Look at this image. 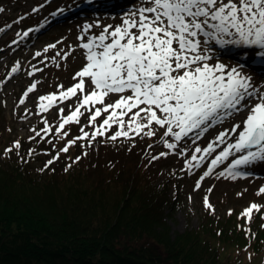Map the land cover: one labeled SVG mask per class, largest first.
Returning <instances> with one entry per match:
<instances>
[{"label":"snow or ice","instance_id":"obj_1","mask_svg":"<svg viewBox=\"0 0 264 264\" xmlns=\"http://www.w3.org/2000/svg\"><path fill=\"white\" fill-rule=\"evenodd\" d=\"M85 3L93 6L98 18L84 24L77 37L85 61L73 76L77 82L66 89L58 85V92L40 95L38 107L44 113L59 102L75 98L70 114L65 116L64 108H59L58 128L81 125L85 113L87 123L80 127L81 135L68 139L45 168L79 141L88 142L81 147H89L92 142L132 140L138 136L158 137L169 150L153 156V160L171 152L188 157V171L205 168L196 181L197 188L214 173L217 178L235 180L252 174L245 169L264 165V84H257L244 71L246 65H256L264 74V0H134L126 10L120 0H103L99 6L96 0ZM98 7L106 10L105 16L99 17ZM4 11L0 7V13ZM65 11L61 8L52 15ZM117 18L119 23H102ZM23 36H28V32ZM55 47L51 44L44 51ZM218 49L232 53L237 63L230 66L221 62ZM19 69L17 62L11 72L15 74ZM37 83L23 93L21 105L36 90ZM237 116L241 117L239 121ZM44 123L47 125L48 121ZM226 123L229 126L224 127ZM85 126L93 131H85ZM217 126L222 130L201 147L198 142H204L206 134ZM32 131L35 136L30 140L41 136L35 128ZM51 131L50 126L42 129V138L49 144L52 141L47 134ZM68 136L63 131L60 138ZM21 147L17 140L5 149V155ZM35 151L30 148L28 154ZM82 155L87 156L88 152ZM81 158L77 156L74 162ZM20 159L23 161V157ZM225 162L226 167L216 172ZM260 194H264V186L258 190L257 195ZM205 206L215 211L207 197ZM261 207L253 202L241 216L250 223L253 211L258 212ZM231 212L230 209L229 215Z\"/></svg>","mask_w":264,"mask_h":264},{"label":"trees","instance_id":"obj_2","mask_svg":"<svg viewBox=\"0 0 264 264\" xmlns=\"http://www.w3.org/2000/svg\"><path fill=\"white\" fill-rule=\"evenodd\" d=\"M52 141L46 153L57 154L62 143ZM113 143L131 149L126 140ZM81 144L48 168L20 151L0 160V264H251L256 258L245 263L246 237L232 240L211 217L173 237L170 199L143 175L146 166L134 171L125 157H96Z\"/></svg>","mask_w":264,"mask_h":264},{"label":"rangeland","instance_id":"obj_3","mask_svg":"<svg viewBox=\"0 0 264 264\" xmlns=\"http://www.w3.org/2000/svg\"><path fill=\"white\" fill-rule=\"evenodd\" d=\"M121 1L123 0H120L123 6L124 3ZM133 2L134 0H126L125 10ZM135 2L138 3L139 0H135ZM102 3L103 0H98V4ZM84 5H86L85 0H0V7L5 9L0 13V29H3L0 31V160L7 158L5 149L12 147L18 140L22 147L19 150L13 148L12 153L20 151L32 156L37 167L42 168L49 159L56 155L45 154L52 152L55 147H50L47 142H44L43 145L40 144V142L46 141L42 138L45 135L42 129L51 127L52 131L47 134V139L52 141L57 137L60 138L63 131L69 133V129L73 125L75 127L73 135L64 139L60 138L62 144L59 143V146H64L68 139L81 135L79 129L86 125L85 116L88 113L81 117V125H65L63 130L58 128L61 123L59 108H64L65 116L70 114V111L75 107L73 102L75 98L59 102L48 112L41 113L38 107V97L58 92V85H63L66 89L77 82L73 80V76L85 62L83 50L78 47L81 41H78L77 37L81 34L84 24L92 23L98 18L97 14L92 11H83ZM61 8L66 9L63 14L52 15ZM34 9L39 10L34 11ZM78 11L90 13L87 16L82 14L76 16ZM105 15L106 13H99V17ZM102 23H119V19L117 18L115 21L103 20ZM8 25L11 27H7ZM29 29H33V31H29ZM94 31L98 30L94 29ZM24 32H28V36L24 37ZM18 33L19 35H17ZM14 40L17 43H13ZM51 44H55L56 47L49 48L45 52L44 49ZM37 52H40L41 55L36 56ZM217 55L219 60L227 65L231 66L237 63L236 58L230 52L218 49ZM65 57L67 58L65 59ZM17 62L20 64V69L13 74L11 69L16 66ZM251 67V65H246L244 71L250 73L257 84H264V74L257 70L256 65ZM34 69L43 71H34ZM37 81L39 83H37L36 90L30 93L25 104L21 105L19 101L24 98L23 93ZM85 90L87 91V85ZM240 119V116L236 117L237 121ZM45 120L48 121L47 125L44 123ZM227 126H229L228 123L224 125V127ZM33 128L37 132H41V136L30 140L29 137L35 136ZM219 130H222L220 126L210 130L206 134L204 142H198V144L201 147L206 146V141L214 138ZM85 131L91 132L93 129L90 126H85ZM142 137H135L131 140L132 142H128L126 139L118 140H126V143L131 145V149L128 151H119L116 147H110L113 146V142H92L91 146L84 147V149L96 157L104 155L110 159L125 157L127 161H131L130 167L134 171L140 165H145L147 172H144L143 175H147L146 179H150L155 187L162 189L161 192L165 193L167 200L170 199L167 221L173 237L196 231L212 218L213 223L232 240L246 237L247 252L242 256L245 263H249L250 258L255 256L256 258L252 259L251 264H263L261 261L264 260V194L257 195V192L264 186V165L245 169L244 171H250L252 174L241 176L235 180L225 177L217 178L214 173L213 176L206 177L197 188L196 181L205 168L188 171L185 163L188 157L176 156L171 152L166 157L153 160V156H158L160 152L169 150L159 142L158 137H144L145 139ZM97 140L100 141L102 138H97ZM192 147L194 148L195 145ZM30 148L36 150L32 155L28 154ZM106 149L110 152H106ZM219 150L217 149V151ZM140 154L142 155L136 156ZM227 163L222 164L216 169V172L222 171ZM209 188L212 189L210 192ZM238 193H242V195H238ZM175 196L178 198L173 202L172 199ZM205 197H207L208 203L213 205L214 212L205 206ZM253 202L262 207L258 212L253 211L249 223L247 217H242L241 214ZM230 209L232 210L231 215H229ZM246 228L250 231L246 232Z\"/></svg>","mask_w":264,"mask_h":264}]
</instances>
